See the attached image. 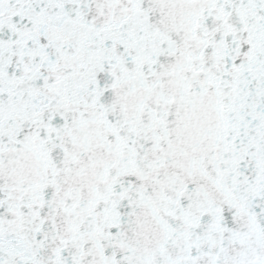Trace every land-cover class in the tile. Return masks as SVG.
Segmentation results:
<instances>
[{"label": "snow or ice", "instance_id": "1", "mask_svg": "<svg viewBox=\"0 0 264 264\" xmlns=\"http://www.w3.org/2000/svg\"><path fill=\"white\" fill-rule=\"evenodd\" d=\"M0 264H264V0H0Z\"/></svg>", "mask_w": 264, "mask_h": 264}]
</instances>
